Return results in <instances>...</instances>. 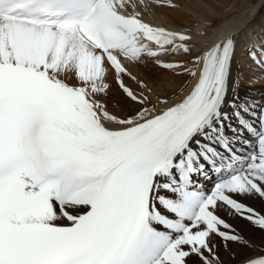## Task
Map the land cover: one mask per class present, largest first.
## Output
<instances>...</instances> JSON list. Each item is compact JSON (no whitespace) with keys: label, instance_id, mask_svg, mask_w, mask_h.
<instances>
[{"label":"snow or ice","instance_id":"1","mask_svg":"<svg viewBox=\"0 0 264 264\" xmlns=\"http://www.w3.org/2000/svg\"><path fill=\"white\" fill-rule=\"evenodd\" d=\"M127 2L0 0V264H221L215 238L241 240L224 214L264 230L244 202L264 198V98L241 97L233 76L247 38L194 52ZM169 46L200 68L191 92L111 115L98 99L109 71L126 102L146 105L124 61Z\"/></svg>","mask_w":264,"mask_h":264},{"label":"bare ground","instance_id":"2","mask_svg":"<svg viewBox=\"0 0 264 264\" xmlns=\"http://www.w3.org/2000/svg\"><path fill=\"white\" fill-rule=\"evenodd\" d=\"M171 2L176 4V7L166 6V0H130L129 3H127L126 9L124 11L126 14L140 13V17L145 22H148L153 26H162L168 30L190 35V44L192 47H195L194 49H198L197 52L207 50L209 45L215 39H221L224 35L239 34L242 37H246V44H242L237 48L236 59L233 65L234 77L237 75L236 70H239L243 67L242 64L250 65L249 63L252 64V62L254 63L259 58H264L261 56L260 49V44L264 43V1L260 2V0H249L248 4L250 6L248 7L252 6L251 3L254 5L249 8L250 10L246 14L244 13V10H242V7L239 6L240 4L235 6L236 4H233L232 0H171ZM230 4L231 7L228 10H225ZM233 7H235L237 10L241 9L239 13L235 15L236 17L233 16L236 10H231ZM177 42L179 43V41ZM253 45H256L254 50L252 47ZM169 48L171 49V46H169ZM171 52L176 53L172 50ZM248 52L250 53L248 54ZM173 53H169L170 59H168V61L170 60L173 62V58L176 60L177 58H180V60L182 58L186 60H194V57L183 54L182 52L179 53V56ZM251 54H255L254 57H251ZM243 55L247 58L242 59ZM147 60L148 56H143L140 59V62L136 61V63H140L145 66ZM150 60L152 62L154 61L153 59ZM163 64L164 63L152 65L154 70H157L156 73L148 72L143 74L144 71L138 73L141 74L139 76L145 78V81L149 80L158 83V85H161L162 81L172 77L170 83L167 85L169 86L168 88L164 86L163 88L161 87L152 89L151 87L148 89L146 88L144 89L145 91H143V86L145 84L142 86V91L148 94V97L151 101L150 103L153 104L152 106H147V104H134L131 101L126 102V94L124 92H121L119 89H117V91L113 90V113H115V117H117V119L124 118V112L127 110L126 103L131 107H147L149 109L153 108L155 111H157L169 105L170 103L179 100L182 96V92L197 76H193L191 74L192 77H188V74L185 73L186 71L174 73L173 70H176L177 68H165L163 67ZM125 65L129 68L133 76L137 74L135 72V62L130 63L127 61V64ZM198 69L199 67L195 66L194 64V71L192 72L198 73ZM239 73L246 75V72L244 71H240ZM111 78L112 76L109 71L106 82L110 87L113 85ZM123 79L125 83L132 89H138L140 86L137 84V82L132 81L127 76H124ZM139 89L141 88L139 87ZM156 91L162 92V95L166 96L167 99L158 100L160 96H157ZM237 91L241 97L247 96L252 99L261 100L264 98V83L257 85H244L243 87H238ZM165 100L168 101L167 105L162 103ZM108 126L118 127L119 125L115 122H108ZM211 186L212 185L210 182L206 184V188L208 189H210ZM257 196L258 195L247 197L245 198L244 202L248 206L255 209L257 213L264 215V205L259 204L257 207ZM223 218L232 225L234 232L241 237V240L237 242H230L224 241L220 237L215 238L221 264H238L243 262L246 258L255 257L264 253V240L258 239L256 237L257 235L252 236L245 232L247 230L246 222L251 223L250 221L233 214H224ZM60 222L67 223L68 221L66 219H62Z\"/></svg>","mask_w":264,"mask_h":264},{"label":"rangeland","instance_id":"3","mask_svg":"<svg viewBox=\"0 0 264 264\" xmlns=\"http://www.w3.org/2000/svg\"><path fill=\"white\" fill-rule=\"evenodd\" d=\"M248 1L249 0H232V3L233 4H236L235 6H237L238 4H240L239 6H241L242 7V10H244V13L246 14L250 9L249 8H251L254 4L253 3H251L252 4V6L251 7H248V6H250L249 4H248ZM264 0H260V2H263ZM128 3H129V0H128ZM231 3V4H232ZM231 4L225 9V10H228L230 7H231ZM232 4V5H233ZM240 8V7H239ZM231 10H236L235 11V13L233 14V16L234 17H236L235 15L237 14V13H239V11L241 10H237L235 7H233ZM234 19V18H233ZM201 29H202V27H201ZM200 29V30H201ZM263 35H264V33H263ZM195 47H193V49H194ZM249 49V48H248ZM169 50L170 51H168V52H166V53H163V54H160V55H158L157 57H149L148 56V60H147V63L145 64V66L143 65V64H138V63H136L135 62V67H136V75L134 76V77H136V79L135 80H133V79H131L130 77V79L132 80V81H135V82H137V84L138 85H140L139 87L141 88V89H139V87H138V89H132L134 92H136L137 94H140V93H143V95H145V96H148V94L146 93V92H143V91H145L144 89H148V88H151L152 87V89L153 88H163L164 86H166V88H168L169 86H167L168 85V83H170V80L172 79V77L171 78H169V79H167V80H165V81H162L161 83V85H158V83H155V82H152V81H149V80H147V81H145V78H143L142 76H139V75H141V74H138L139 72H143V74H146V73H148V72H152V73H156L157 72V70H154V68L152 67V65H155V64H161V63H168L169 61H168V59H170V54L169 53H173V52H171V49L169 48ZM198 51V49L196 48V49H194V52H197ZM179 53H181V52H176V53H173V54H176L177 56H179L180 54ZM250 52H248V54H249ZM172 55V54H171ZM252 56L251 57H254V55L253 54H251ZM145 57H147L146 55H145ZM247 57L246 56H244L243 55V57H242V59H246ZM150 59H153L154 61V63L150 60ZM164 59H165V61H164ZM174 59V61L173 62H171V63H176V61L177 62H179L180 64H183V65H185V67L187 68V71L185 72L186 74H188L187 76L188 77H190L191 76V74H192V71H194V60H186V59H181L180 60V58H177V60L175 59V58H173ZM167 60V61H166ZM149 61V62H148ZM257 61V60H256ZM256 61L253 63L252 62V64L251 63H249L250 65H247V64H242V68L241 69H239V70H236V73H237V75H236V78H238V81H239V86L238 87H243L244 85H257V84H263L264 83V72H263V69H260V68H258L257 67V65H256ZM138 62H140V60L138 61ZM152 62V63H151ZM169 62V63H170ZM124 63L125 64H127V61H124ZM151 70H150V69ZM256 68V69H255ZM243 69V70H242ZM262 70V71H261ZM183 71H185V69L184 68H177L176 70H173V72L174 73H180V72H183ZM240 71H244V72H246V75H244L243 73L242 74H240L239 72ZM253 72V73H252ZM255 73V74H254ZM110 74H111V76H112V78H111V81H112V87H109V90L106 92V94H101L99 97H98V99H100L101 100V102L103 101V102H105V103H103L104 105H105V107L108 109V111L110 112V113H112L113 114V116H115V113H113V110H114V105H113V101H112V99H113V93H114V91H117V89H119L121 92H123V90L120 88V85L116 82V79H115V73L114 72H112V71H110ZM158 75V74H157ZM244 75V76H243ZM133 76V75H132ZM139 76V77H138ZM246 76V77H245ZM128 77V76H127ZM192 77V76H191ZM141 80H143V81H141ZM114 81V82H113ZM131 81V82H132ZM260 81V82H259ZM140 82H142L141 84H140ZM144 82V83H143ZM147 86H145V85ZM243 84V85H242ZM144 85V86H143ZM242 85V86H241ZM142 86H143V91H142ZM145 87V88H144ZM134 88V87H133ZM114 90V91H113ZM154 93V92H153ZM156 93H157V96H160L159 98H158V100H164V99H167V97L166 96H163L162 95V92H157L156 91ZM103 98V99H102ZM153 104L152 103H148L147 104V106H152ZM153 109V108H152ZM257 207H258V205L259 204H263L264 205V199H262L261 197H259V196H257ZM246 225H247V230L245 231L246 233H248V234H250V235H252V236H256L258 239H260V240H264V230H261L260 228H259V226H257L256 224H254L253 222H251V223H249V222H246ZM256 232V233H255Z\"/></svg>","mask_w":264,"mask_h":264}]
</instances>
